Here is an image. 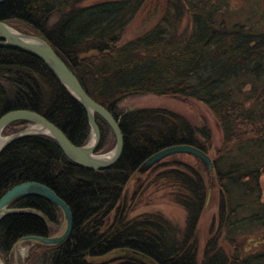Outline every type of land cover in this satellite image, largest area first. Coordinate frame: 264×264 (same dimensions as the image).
Wrapping results in <instances>:
<instances>
[{"label": "trees", "instance_id": "1", "mask_svg": "<svg viewBox=\"0 0 264 264\" xmlns=\"http://www.w3.org/2000/svg\"><path fill=\"white\" fill-rule=\"evenodd\" d=\"M83 1L0 4V22L44 39L88 95L118 120L124 135L120 160L101 171L74 163L47 135L22 137L5 148L0 156V199L15 186L38 182L53 190L73 216L66 240L56 245L35 242L21 264H264V250L243 256L239 241L264 229V31L241 22H218L225 8L221 1L166 0L151 27L124 41L149 0L82 6ZM187 15L190 23L184 27ZM147 94L204 104L219 122L222 145L214 147L209 126L197 128L176 112L124 111L120 106L127 97ZM16 110L40 114L76 146L91 139L86 108L51 69L31 54L0 47V119ZM96 120L101 130L96 153H107L116 146V136L100 115ZM28 124L13 122L2 134L18 133ZM179 145L199 148L211 157L212 185L220 194L218 218L201 260L197 232L210 192L200 170L179 161H163L150 170L154 183L169 187L171 201L186 211L184 227L161 213L131 218L133 208L125 200L126 187L143 164ZM10 207L18 212L0 220L4 264H12L21 240L52 237L64 220L62 210L41 196L20 197ZM115 250L143 258L89 260Z\"/></svg>", "mask_w": 264, "mask_h": 264}, {"label": "rangeland", "instance_id": "2", "mask_svg": "<svg viewBox=\"0 0 264 264\" xmlns=\"http://www.w3.org/2000/svg\"><path fill=\"white\" fill-rule=\"evenodd\" d=\"M106 1L113 0H84L81 5L88 6ZM213 1H221L225 6V8L218 14V22L225 20L229 25L241 22L258 29L259 31H264V0ZM165 2L166 0H149L145 7L139 12L137 17L132 21L126 32L124 41H129L135 38L145 31L144 29L151 27L156 22L155 20L152 22V18L156 15L157 11L163 7ZM189 23L190 18L187 15L184 27H186ZM120 106L124 111L137 110L141 108H160L176 112L188 119L197 128L205 125L209 126L212 131L214 147L218 148L222 145L223 135L218 120L209 108L196 100L162 97L151 94L134 95L122 100ZM2 137L7 138L9 136L2 134ZM114 148L112 150H114ZM111 151L98 155H106ZM165 161H179L196 167L203 174L206 184L209 187L211 199L202 215L197 232V241L199 246L198 259L201 260L205 244L211 237L210 229L212 224L214 221H217L216 219L218 218L220 199L219 189L217 187H213L212 183L214 178L208 173L203 164L197 158L187 154H177L169 157ZM150 170L134 175L126 187L125 200L133 208L130 217L133 218L146 213H161L173 222L177 223L180 227H184L186 223V211L171 201L168 194L172 190L169 187L160 183H154V175L150 173ZM261 182L263 187L262 201L264 202V177ZM109 220H112V216ZM217 228L218 227H215V230ZM65 229L66 221L64 217L62 226L55 230L52 237L60 236ZM239 241L242 242V247L245 249V251H242L243 256L261 253L263 252L262 250H264V229L255 232L253 235L240 237ZM34 244L35 241L32 240H21L13 251L12 264H21V261L28 256L29 251ZM224 246L227 252L230 253V246L226 243H224ZM127 258L142 260L143 257L127 250H115L105 256L89 260L95 263H104Z\"/></svg>", "mask_w": 264, "mask_h": 264}, {"label": "water", "instance_id": "3", "mask_svg": "<svg viewBox=\"0 0 264 264\" xmlns=\"http://www.w3.org/2000/svg\"><path fill=\"white\" fill-rule=\"evenodd\" d=\"M7 1L9 0H0V4ZM0 47L19 49L43 61L56 75L59 81L62 82L86 108L89 122L92 127L91 140L85 146H76L60 128L40 114L29 110L12 111L0 119V136H2L3 130L13 122L26 121L29 124L23 131L4 138L0 143V156L5 148L12 142L29 135L42 134L54 138L71 161L85 168L101 171L111 168L120 160L124 150V135L118 120L114 118L109 110L95 102L88 95L75 74L44 39L21 33L7 24L0 22ZM96 114L100 115L110 125L116 136L117 142L114 150L106 155H98L96 153L101 141V130L97 124ZM177 154H187L197 158L208 173L211 176L213 175L214 164L211 157L199 148L188 145L173 146L158 152L143 164L140 172L148 171L155 165ZM30 195L44 197L57 205L64 214L66 229L60 236L48 238L28 237L26 240H32L43 245H56L66 240L70 236L73 228L71 209L53 190L38 182H26L15 186L1 198L0 220L9 214L18 212L10 207L15 200ZM210 199L211 193L208 195L207 206ZM0 264H4L1 257Z\"/></svg>", "mask_w": 264, "mask_h": 264}, {"label": "bare ground", "instance_id": "4", "mask_svg": "<svg viewBox=\"0 0 264 264\" xmlns=\"http://www.w3.org/2000/svg\"><path fill=\"white\" fill-rule=\"evenodd\" d=\"M4 140V138L2 136H0V143Z\"/></svg>", "mask_w": 264, "mask_h": 264}]
</instances>
